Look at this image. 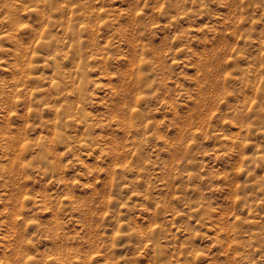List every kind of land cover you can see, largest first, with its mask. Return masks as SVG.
<instances>
[{
  "label": "rangeland",
  "instance_id": "rangeland-1",
  "mask_svg": "<svg viewBox=\"0 0 264 264\" xmlns=\"http://www.w3.org/2000/svg\"><path fill=\"white\" fill-rule=\"evenodd\" d=\"M0 264H264V0H0Z\"/></svg>",
  "mask_w": 264,
  "mask_h": 264
}]
</instances>
